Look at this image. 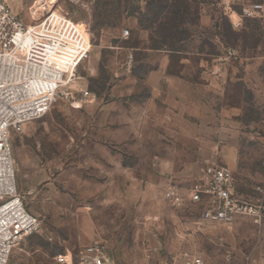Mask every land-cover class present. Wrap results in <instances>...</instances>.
<instances>
[{
    "label": "rangeland",
    "instance_id": "1",
    "mask_svg": "<svg viewBox=\"0 0 264 264\" xmlns=\"http://www.w3.org/2000/svg\"><path fill=\"white\" fill-rule=\"evenodd\" d=\"M92 0L63 2L74 44L79 106L58 103L11 138L17 191L39 230L8 264H57L103 244L115 264H263L264 19L242 20L260 0ZM11 4L30 25L31 0ZM28 8V9H27ZM129 31L127 38L122 37ZM163 58L195 91L182 106L147 83ZM182 65V66H180ZM190 94V91H185ZM178 100V97H176ZM210 163L232 169L240 197L261 220L199 221L192 185ZM182 197L180 206L165 198Z\"/></svg>",
    "mask_w": 264,
    "mask_h": 264
},
{
    "label": "built area",
    "instance_id": "2",
    "mask_svg": "<svg viewBox=\"0 0 264 264\" xmlns=\"http://www.w3.org/2000/svg\"><path fill=\"white\" fill-rule=\"evenodd\" d=\"M10 1L0 0V264H8L13 249L39 230L37 218L28 212L17 191L12 136L52 106H79L91 96L87 89L77 91L75 87L77 68L88 57V50L73 43L75 28L61 3L85 8L92 0H31L30 5L40 7L42 15L30 25L13 11ZM18 1L23 7V0ZM230 1H225L227 9ZM236 16L237 23L264 19V1L243 4ZM128 36L124 30L122 37ZM165 198L172 206L183 203L175 190H168ZM189 199L200 206L203 223L227 225L238 217H250L256 223L261 220L260 208L237 193L234 173L226 165L204 166ZM55 260L57 264H115L101 243L75 254L63 253ZM185 264L204 262L195 256Z\"/></svg>",
    "mask_w": 264,
    "mask_h": 264
},
{
    "label": "crops",
    "instance_id": "3",
    "mask_svg": "<svg viewBox=\"0 0 264 264\" xmlns=\"http://www.w3.org/2000/svg\"><path fill=\"white\" fill-rule=\"evenodd\" d=\"M264 1V0H260ZM168 59L163 58L157 67L151 69V73L147 76V83L149 87L154 90L165 91L168 90L174 98V102L179 106H182L187 102V96L194 97L195 88L189 80L186 79L184 74L181 73V67L179 72H171L168 67ZM182 66V65H180ZM190 91V94H186L185 91ZM178 97V100H176Z\"/></svg>",
    "mask_w": 264,
    "mask_h": 264
},
{
    "label": "bare ground",
    "instance_id": "4",
    "mask_svg": "<svg viewBox=\"0 0 264 264\" xmlns=\"http://www.w3.org/2000/svg\"><path fill=\"white\" fill-rule=\"evenodd\" d=\"M16 1L17 0H11L10 6H11V4H13V2H16ZM31 10H32V16H33L34 20H37L41 17V15H42L41 8L38 7L36 4L33 6V8Z\"/></svg>",
    "mask_w": 264,
    "mask_h": 264
}]
</instances>
